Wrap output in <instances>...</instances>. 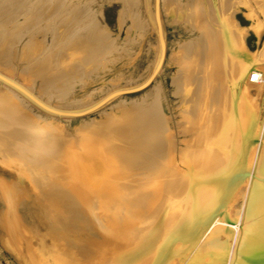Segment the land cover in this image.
<instances>
[{
    "label": "rangeland",
    "instance_id": "obj_1",
    "mask_svg": "<svg viewBox=\"0 0 264 264\" xmlns=\"http://www.w3.org/2000/svg\"><path fill=\"white\" fill-rule=\"evenodd\" d=\"M125 1L0 0V66L7 68L14 77L11 79L18 84H20L19 80L28 81L27 87L29 89H27L37 97L38 92L41 90V85H49L52 81H55L57 83L56 89L53 90L55 92L60 84V90L57 91L63 93L64 91L60 92L62 89L67 90L68 96L65 95V92L64 95L67 98H64V95L59 98L57 96L59 93L56 91L52 94L55 96L52 101H59L61 98V100L64 98L65 101L76 98L79 101V107L58 108L64 111L88 108L104 98L105 96L103 95L142 84L155 69L159 58L158 38L154 30L152 17L148 16L150 15L148 12L152 11V3L150 1L146 3L145 0H132L133 4L129 1L132 4L131 7L129 2ZM137 2L139 3L138 5ZM128 6L130 9L127 8L126 11L125 8ZM160 6V19L166 44L165 56L155 79L145 89L134 94L119 96L100 109L83 117L64 118L54 116L51 119V114L40 110L32 103L30 104L22 95L19 94L18 96V92L16 93L19 98L16 94L13 96L15 92L5 88V86H0V97L5 99L3 103L0 102V106L7 104V101L14 100L20 110L22 109L26 112L33 121H37L36 123L40 122V125L46 126L45 128L52 134V141L56 144L58 143L57 147L55 146L58 150L54 148V152H52L56 156H51L52 153H50V157L49 153H45L44 157L47 156L45 157L46 159L41 156L43 155L41 150H36L31 145L17 147L12 153L3 150L6 149L3 145V148L0 146V152L2 151L1 153H3V157L0 158V186L7 192V197L4 198H1L0 192V264H25L8 247L10 241L14 244L15 250L18 251L19 248L25 247L27 251L32 252L38 262L48 260L51 264L58 262H61V264H94L90 263L92 262L91 258L89 259L90 261L80 263L76 260V254L71 249L67 250L64 246L55 245L54 243L61 237V231L57 225L72 221L80 216V213H83V207H80V204L72 199V190L68 186L65 187V176L57 171V167H59V164L61 166L62 161L66 159L65 157L69 158V154L64 153L66 148L76 143L79 139L93 137L97 140L95 145L100 146L99 144L103 145L105 141H110L112 136L117 140L120 138L121 141L119 139V142L124 141L122 147L126 150L129 146H132L127 151L134 155L136 154L135 164L138 165V161L144 160L143 158L146 156V163L147 160L151 163L148 162L143 165L142 160L139 161L143 165V173L150 170L152 168L151 165L155 166L154 169L160 167L161 162H163L161 160L166 161L171 158L169 157L171 151L174 150V153H176L184 146L186 148L184 150L186 158H196L194 159L197 163L195 165H198V171L192 165L179 168L171 177L175 181L170 182V184L167 181L168 185H165V183L161 189L158 187L159 190L157 191L151 188V185L144 186L148 190L147 192L150 191L147 195L148 200L139 201L137 204L134 202L136 207H134L133 203L128 204L127 207H120L119 205V208H123L124 211L121 213L116 207L119 210L116 212L118 217H121L122 214V217L124 216L122 220L126 221L129 219L134 221L136 218L138 220V216L144 221L164 218L165 222L167 219L166 223L169 226L162 223L163 225L160 226L162 228L161 231H167L172 228V239H174V243H178L181 246L182 250L179 253H172L174 245L169 246V254H172L167 260L170 264H172L171 262L182 264L177 259L182 254L186 259L185 264H231L232 260V264H238L235 260L238 255L235 240L239 230L237 227L242 223L240 219L242 214L246 211V218L249 219H253L255 216L256 218L260 217V215L264 216V197H258L259 194L264 193V174L262 173L264 171V0H160ZM132 10L135 12L139 10L137 12L139 17ZM126 12H129V16L133 18L127 17ZM73 14H76L77 17ZM138 27L139 29H137ZM218 32L219 34L220 32L222 33L225 44L229 49L227 54L229 59L225 64L221 58L216 60L217 49L221 46L219 40L214 42L213 39V42L207 43L203 40L206 34H218ZM230 38H232L233 42ZM81 43H84L82 45L84 47L81 46ZM91 45L93 47H90ZM201 46L204 48L205 46L209 47L210 50L216 51V54L212 52V54L202 55L199 53V47ZM88 48L92 50L90 53ZM197 51L198 54H196ZM55 57H58V61L61 58L60 62L64 61V63H67L64 65L65 68L59 66L64 63L57 62ZM72 57H74V60L70 59ZM54 62L59 63V65ZM246 62L250 68L247 69L243 76L238 77V80H234L231 83V76L234 75H232L233 71ZM68 72L75 76L70 84L67 83L71 80L63 81V83H61L62 81L57 82ZM251 75L256 78V81H250ZM186 78L187 80L185 81ZM243 80L247 81V99L243 98L242 87L239 90V88L233 86V84L241 83ZM64 84L66 85L63 86ZM66 87L71 90L69 91ZM31 88L32 90H30ZM88 98L92 99L91 102ZM21 99L25 100L22 101ZM194 106L195 108H193ZM131 107L133 108L131 109ZM191 107L193 113L191 112ZM201 107H203L201 109L202 113L205 112L204 117L199 111ZM205 107L211 108L207 110ZM243 108L250 110L252 119L255 122L254 126L244 123L245 121L239 113ZM125 109L128 110L126 111ZM133 117L137 119L140 130L143 132L142 136H140L144 137L140 139L142 142L138 137L133 140L136 134L132 137V133H130L129 128L132 129ZM142 117L146 119L144 120ZM200 117H202L203 121ZM122 119L124 122H122ZM239 119L241 121L240 125ZM42 120L43 122L41 123ZM45 121H49V124L46 122L45 125ZM119 121L120 124H125H122V126L125 127L127 125L124 130L128 132L127 134L123 131L124 128H119ZM151 121L156 131L152 129ZM223 126L224 128L226 126V129H223ZM103 131L106 132L104 133ZM90 133L95 135L89 136ZM111 133L115 134L110 135ZM124 133L127 136L130 135L129 137L125 136V140L122 139ZM147 133L153 137L148 136ZM120 134L121 137H118ZM98 135H105L106 137L102 139L103 136L99 137ZM155 136H158V139ZM161 136L163 137L162 139ZM167 137L170 138V141H166ZM191 137H193L192 141H190ZM157 140L162 143L160 144L162 145L160 146L161 148L157 149L160 154L158 151L156 154L154 152L155 155L151 152V156L149 154L150 146ZM125 141H129L128 147ZM135 141L140 143H135ZM148 141L150 142L148 143ZM165 141L168 143L166 144ZM169 142H172V144ZM139 144H142V146L146 145L147 148L145 146L140 147ZM173 144L174 146L172 147L171 145ZM134 146L136 150L133 153ZM221 146L225 150L220 149ZM165 147L168 149L167 151ZM141 148L144 151L148 149L147 153L143 152ZM24 149L26 150L24 151ZM139 152L143 153V157H141L142 154ZM164 152L165 154L167 152L166 158L162 156L165 155ZM38 153L41 159H38L40 158L37 156ZM160 156H162L161 159ZM243 156H246L245 165L243 166L245 169L241 166ZM148 157L150 158L148 159ZM50 158L52 160H49ZM254 160L255 165L253 166ZM170 162L168 161V163ZM168 163L167 165H169ZM140 164L138 166L141 167ZM16 165L18 166L16 167ZM261 165L263 166L261 167ZM252 166L254 167L253 169L251 168ZM255 166L259 169L257 170ZM145 167H147V170H145ZM228 167H230L229 170L227 169ZM138 168L134 165L132 170L141 176L140 171L142 170L139 169L142 168ZM160 168H162V165ZM156 170H150L149 172L153 175ZM251 170L253 172H250ZM157 171L159 172V170ZM192 171H196L200 175L196 180L197 183L196 181L194 183L188 181ZM149 172L142 175L146 176L150 174ZM240 172H244L246 177L242 174L243 177ZM250 173H252V176H250ZM234 174L236 178L240 177L237 178L240 182L238 181L237 183ZM161 175L160 177H163L166 174L163 171ZM141 178L143 177L141 176ZM241 178H244V180L242 179L241 181ZM250 180H254V191L249 194ZM133 183L136 184L135 182ZM194 184L199 185L195 187ZM136 188L140 189V187ZM257 188L258 194L255 191ZM59 191H61L59 198L55 200L48 199L51 194ZM201 192V199L198 200ZM140 193L142 192L140 191ZM159 193L161 196L157 197ZM247 195L250 196V202H246ZM156 197L158 200H155ZM167 202L178 208L174 210V214L173 212L171 213V217L167 216L170 214L168 211L162 212V210L166 209L165 205ZM255 202L257 204H254ZM222 203L223 207H221ZM258 203L261 205H258ZM132 204L133 208L130 207ZM197 204L200 205L201 210ZM256 205L259 207L257 206L258 209L255 208V210L254 207ZM128 207L131 208L132 213L128 211ZM252 208L255 211L251 210ZM196 214L198 215L196 216ZM170 220L173 221L171 222ZM263 220L258 223V225H261L259 227L262 231H264ZM187 221L188 224L190 221L191 223L185 226L186 229L182 233L174 231L180 225L179 222L183 224V222ZM140 223L136 224V229ZM230 223L232 225L235 224L236 227L234 228L235 225L231 227ZM50 228H57V230H55V233L49 232ZM134 229L130 230L131 233L128 230L127 233H130V236L125 235V237H134L132 232L137 234ZM195 229L198 230L197 233ZM188 231H193L192 233L194 234ZM187 233L190 234L188 235ZM211 234L215 238L214 243L219 246L216 251L214 247L212 248L205 244ZM87 235L90 236L88 233ZM219 236L222 238L220 239ZM91 237L94 238L93 235ZM163 243L166 245H163L162 242L159 243L160 250L165 249L168 245V243ZM35 250H37V254H35ZM43 253H46V255L50 254L46 258ZM109 259L110 261H108ZM99 260L98 258L96 264H101ZM111 260L112 258H107L106 262L102 264H110ZM48 261L45 264H50Z\"/></svg>",
    "mask_w": 264,
    "mask_h": 264
},
{
    "label": "bare ground",
    "instance_id": "obj_2",
    "mask_svg": "<svg viewBox=\"0 0 264 264\" xmlns=\"http://www.w3.org/2000/svg\"><path fill=\"white\" fill-rule=\"evenodd\" d=\"M125 1V0H124ZM132 2V0H126L125 2ZM146 3L147 1H150L152 3V11L148 12L150 13V15L148 16H151L152 17V20H153V25H154V30L156 32V25H155V13H154V0H145ZM129 2V6H131L132 4ZM162 2V1H161ZM136 3V2H134ZM196 3V2H194ZM139 3L137 2V5ZM136 5V4H135ZM162 5V4H161ZM126 7V11H127V8ZM144 6V5H143ZM159 6H160V0H159ZM132 7V6H131ZM141 7V6H140ZM160 7H163V6H160ZM191 7V6H190ZM135 9H137L136 7H134ZM133 8V9H134ZM130 9V8H129ZM194 9V8H193ZM130 11V10H128ZM134 10H132L133 12ZM139 11V10H138ZM136 10L135 14L139 15V13ZM149 11V10H148ZM80 12V11H79ZM127 13V17L129 16V12H126ZM142 13V12H141ZM134 14V13H133ZM76 16V14H73ZM126 15V14H125ZM137 15V16H138ZM144 15V14H143ZM79 16V15H78ZM83 16V15H82ZM135 16V15H134ZM142 16V15H141ZM146 16V15H145ZM77 17V16H76ZM131 16H129L130 18ZM139 17V16H138ZM137 17V18H138ZM82 18V17H81ZM133 18V17H131ZM135 18V17H134ZM72 19V18H71ZM84 19V18H83ZM76 20V19H75ZM78 20V19H77ZM138 20V19H136ZM134 20V21H136ZM145 20V19H144ZM143 20V21H144ZM151 20V18H150ZM190 20V19H189ZM140 21V20H138ZM147 21V20H146ZM86 22V21H85ZM151 22V21H150ZM133 23V22H132ZM148 24V23H147ZM190 25V23H189ZM143 26V25H142ZM141 26V27H142ZM149 27V26H148ZM147 28V27H146ZM133 29V28H132ZM136 29V28H135ZM139 29V27L137 28ZM142 30V29H141ZM99 31V30H98ZM219 31V30H218ZM100 32V31H99ZM98 32V33H99ZM141 32V31H140ZM154 32V31H152ZM154 32V33H155ZM101 34V33H100ZM138 34V33H137ZM102 35V34H101ZM136 35V34H135ZM5 36V35H4ZM141 36V35H139ZM69 37H71L69 35ZM98 37H100L98 35ZM235 37V36H234ZM66 38V36H65ZM202 38V37H201ZM213 39H214V42H217L219 40L221 46L217 49V52H218V55L216 57V60H219V58H221L222 62L225 64L227 62V60L229 59L227 57V54L229 53V49L227 47V45L225 44V41L223 39V36H222V33L218 32V34H211V33H208L204 36V42H213ZM76 41V39H74ZM79 40V39H78ZM96 40V39H95ZM198 40V39H197ZM230 40L232 41V38H230ZM72 41V40H71ZM80 41V40H79ZM78 41V42H79ZM233 42V41H232ZM73 44V42H71ZM77 43V42H76ZM95 43V42H94ZM230 43V42H229ZM84 44V43H83ZM81 43V46L83 45ZM90 45V44H89ZM93 45V44H92ZM90 46V47H93V46ZM69 46V45H67ZM80 46V47H81ZM88 46V45H87ZM209 46V45H208ZM72 47H74L72 45ZM84 47V46H82ZM95 47V46H94ZM77 48V47H76ZM200 48V52L202 55H208L209 53L212 54V52H215L216 54V51H213L212 49L210 50L209 47H199ZM87 49V48H86ZM159 49V48H158ZM73 50V49H72ZM69 51V50H68ZM90 51L92 50H89L88 48V52L90 53ZM96 51V50H95ZM99 51V50H98ZM61 52V51H60ZM159 52H160V49H159ZM82 53H84L82 51ZM87 53V52H86ZM198 54V51L197 53ZM54 55V54H53ZM87 55V54H85ZM90 55V54H89ZM52 56V55H51ZM84 56V55H83ZM190 56V55H189ZM195 56V55H194ZM198 56V55H197ZM59 57V56H58ZM58 57H55L56 60L58 59ZM62 58V56H60ZM65 57V56H64ZM159 57V56H158ZM193 57V56H192ZM61 58H60V61H61ZM73 58V59H72ZM70 58L71 60H74V57ZM80 58V57H79ZM78 58V59H79ZM53 59H54V56H53ZM81 59V58H80ZM213 59V57H212ZM66 60V59H64ZM201 60V59H200ZM199 60V61H200ZM214 60V61H216ZM46 61V60H45ZM55 61V60H54ZM57 60V62L59 63H64L63 62H60ZM96 61V60H95ZM94 61V62H95ZM195 61V60H194ZM68 62V61H66ZM84 62V61H83ZM229 62V61H228ZM56 63V62H54ZM59 63L57 65H59ZM71 63V62H70ZM192 63V62H191ZM202 63V62H200ZM67 63H64L62 65H59L60 67H64V65H66ZM188 64V63H187ZM198 64V63H197ZM196 64V65H197ZM191 65V64H190ZM249 64L246 62L244 65L242 66H238L235 71H233L232 75L231 76V83H233L234 80H238V77L240 76H243V74H245L247 72V69H249L250 67L248 66ZM40 66H42V64H40ZM75 67V65H73ZM189 66V65H187ZM48 67V66H47ZM67 67V66H66ZM70 67V66H69ZM49 68V67H48ZM65 68V67H64ZM68 68V67H67ZM73 68V67H72ZM70 68V69H72ZM195 69V68H194ZM45 70V69H44ZM74 71V68L72 69ZM46 71V70H45ZM188 71V70H187ZM193 71V70H192ZM0 74L6 76L7 78L9 79H13L14 77L12 76V73L7 69V68H4L2 66H0ZM38 72V71H37ZM96 72V71H95ZM186 72V71H185ZM191 72V71H190ZM40 73V72H38ZM43 73V72H42ZM184 73V72H183ZM188 73V72H187ZM186 73V74H187ZM193 74V73H192ZM50 75V74H49ZM184 75V74H183ZM194 75V74H193ZM44 76V75H43ZM38 77V76H37ZM52 77H54L52 75ZM51 77V78H52ZM75 76H73L72 74H70L69 72L68 73H65L63 75V77L58 80L57 82H61L63 83V81L67 82L69 80H71L70 82H68L67 84H70L72 82V79L74 80ZM140 77V76H139ZM193 77V76H192ZM254 78L253 80L251 78ZM185 78V77H184ZM200 78V77H199ZM198 78V79H199ZM48 79V78H46ZM50 79V78H49ZM54 79V78H53ZM83 79V78H82ZM196 79V78H195ZM194 79V80H195ZM55 80V79H54ZM130 80V79H129ZM176 80V79H175ZM174 80V81H175ZM187 80V78L185 79V81ZM258 80V79H257ZM20 82V85L22 87H24L26 90H28L29 88L27 87L28 86V81L26 80H19ZM42 81V80H41ZM49 81V80H48ZM52 81V80H51ZM177 81V80H176ZM189 81V80H188ZM191 81V80H190ZM250 81H256V78L251 75L250 76ZM180 82V81H179ZM184 82V81H183ZM42 83H45V82H42ZM47 83V82H46ZM177 83V82H176ZM186 83V82H185ZM30 84V83H29ZM57 83L55 81H52L49 85L47 84H43L41 85V90L38 92L39 94L38 95V99L41 100L44 104L48 105V106H51L53 108H56V109H60V108H66V107H79L78 103L79 101L75 98H72V99H69L67 101L64 100V98H67V90H64L62 89L60 92H63V93H59V91L57 90H60V84L57 88V92L59 93L57 96H59V98L64 95H67L65 96L64 95V98L63 100H59V101H52V98H55L53 94V90L56 89L55 86ZM118 84V83H117ZM180 84V83H179ZM184 84V83H183ZM62 85V84H61ZM66 84H64L63 86H65ZM0 86H5V88H8L9 90H11L12 92H15L13 94V96L16 94L17 96V93L15 90H13L12 88H10L9 86H7L6 84H4L3 82L0 81ZM234 87H237L239 88V90H241L240 88L242 87V94H243V98L244 99H247V81L246 80H243L241 83H235L233 84ZM182 87V86H181ZM186 87V86H184ZM28 88V89H27ZM62 88V87H61ZM180 88V87H179ZM191 88V87H190ZM7 89V91H8ZM66 89H68L66 87ZM182 89V88H181ZM32 90V88L30 89ZM69 91L71 89H68ZM231 90V89H230ZM10 91V92H11ZM29 91V90H28ZM55 91V92H56ZM9 92V93H10ZM30 92V91H29ZM54 92V93H55ZM184 92V91H183ZM37 93V92H36ZM221 93V92H220ZM11 94V93H10ZM108 94V93H107ZM189 94V93H188ZM230 94V93H229ZM15 96V97H16ZM18 96H19V93H18ZM17 96V97H18ZM103 96H107V95H103ZM195 96V95H194ZM16 97V98H17ZM63 97V96H62ZM210 97V96H209ZM19 98V97H18ZM21 98V97H20ZM89 99V98H88ZM22 100V99H21ZM25 100V99H24ZM22 100V101H24ZM90 102L92 99H89ZM222 100V99H221ZM5 99L0 97V102H4ZM87 101V100H86ZM150 101V100H148ZM28 102V101H27ZM90 102H87V103H90ZM184 102V101H183ZM222 102V101H221ZM29 103V102H28ZM85 103V102H84ZM94 103V102H93ZM117 103V102H116ZM123 103V102H122ZM218 103V102H217ZM26 104V103H25ZM31 104V103H30ZM82 104V103H81ZM80 104V106H82ZM131 104V103H130ZM136 104V103H135ZM91 105V104H90ZM117 105V104H116ZM124 105V104H123ZM129 105V104H128ZM193 105V104H192ZM198 105V104H197ZM220 105V104H219ZM89 106V105H88ZM142 106V105H141ZM34 107V106H33ZM129 107V106H128ZM138 107V105H137ZM198 107V106H197ZM119 108V107H118ZM126 108V107H125ZM130 108V107H129ZM128 108V109H129ZM133 107H131L132 109ZM140 108V107H139ZM146 108V107H145ZM144 108V109H145ZM152 108V107H150ZM149 108V109H150ZM195 108V106L193 107ZM211 108V107H209ZM209 108H206L205 109H209ZM222 108V107H221ZM37 109V108H36ZM127 109V110H128ZM187 109V108H186ZM191 109V112L193 113V109L192 107L190 108ZM201 111V109H203V107L199 108ZM22 110V109H21ZM19 106L16 104V102L14 100H10V101H7V104H3L2 106H0V146L2 147V145L4 146V148L6 149H3V150H7L9 153L12 151H14L17 147H20V146H24V145H31V146H34V148H36V150H41L44 157L45 153H49L48 155L50 156V153L54 152V148L55 146L58 144H56L55 142L52 141V134L45 128L46 126H44L43 124L40 125V122L39 123H36L35 121H33L31 119V117H29L26 112H24L23 110L21 111ZM126 110V109H125ZM126 110V111H127ZM196 110V109H195ZM210 110V109H209ZM222 110V109H220ZM131 111V110H129ZM153 111V110H151ZM198 111V112H199ZM235 111V110H234ZM125 112V111H124ZM150 112V110H149ZM148 112V113H149ZM198 112H194V113H198ZM200 113V112H199ZM198 113V114H199ZM204 113H202L201 111V114H203V117H204ZM240 116L244 119V123L247 125V124H250L251 126L255 124V122L253 121L252 119V116H251V113H250V110L247 108H243V110H240ZM46 114V113H44ZM156 114V113H154ZM158 114V113H157ZM200 114V116H202ZM16 115V117H15ZM52 115V114H51ZM142 115V114H141ZM146 115V114H144ZM192 115V114H191ZM121 116V115H120ZM150 116V115H148ZM197 116V114H196ZM51 117V116H49ZM54 117V115H52L51 119ZM136 117H137V114H136ZM140 117V116H139ZM151 117V116H150ZM222 117V115H221ZM38 118V117H37ZM143 118V117H142ZM202 119V117H200ZM238 118V117H237ZM43 119V118H42ZM56 119V118H55ZM114 119V118H113ZM134 119V117L132 118ZM131 119V120H132ZM144 120L146 118H143ZM149 119V118H148ZM196 119V118H195ZM221 119V118H220ZM41 120V118H40ZM123 120V119H122ZM126 120V119H125ZM128 120V119H127ZM39 121V120H38ZM112 121V120H111ZM118 121V120H117ZM130 121V119H129ZM129 121H127L128 124ZM133 123L131 124L132 125V129L129 128L130 130V133H132V137L135 136L136 134V137H133V140L134 138H139V140L144 137H140L142 136V133L141 130H140V126L138 125V121L137 119L135 118L134 120H132ZM203 121V119H202ZM201 121V122H202ZM221 121V120H220ZM240 121V119H239ZM43 122V120L41 121V123ZM47 121L44 122V124L46 123ZM124 122V120L122 121ZM219 122V121H218ZM223 122V121H222ZM49 124V121L47 122ZM118 123V122H117ZM126 123V124H127ZM153 122L151 121V124L152 127H153ZM190 123V122H189ZM232 123V122H231ZM241 121L239 122V125H240ZM47 124V125H48ZM120 124V121L119 123ZM125 125L124 123H121L120 124V129L124 128L123 131L125 130V127L127 126H122ZM156 124V123H155ZM154 124V125H155ZM202 124V123H201ZM43 125V126H42ZM46 125V124H45ZM49 126V125H48ZM95 126V125H94ZM105 126V125H104ZM117 126V125H116ZM228 126V125H227ZM131 127V126H130ZM207 127V126H206ZM248 127V126H247ZM108 128V127H107ZM241 128V127H240ZM106 129V128H105ZM127 129V128H126ZM154 129V127L152 128ZM223 129H226V126L224 128L223 126ZM115 130V129H113ZM118 130V129H117ZM128 130V131H129ZM132 130V132H131ZM139 130L137 133L136 131ZM155 130V129H154ZM241 130V129H240ZM248 130V129H247ZM110 131V130H109ZM108 131V132H109ZM116 131V130H115ZM114 131V132H115ZM120 131V130H119ZM118 131V132H119ZM156 131V130H155ZM161 131V130H160ZM197 131V130H196ZM211 131V130H210ZM209 131V132H210ZM213 131V130H212ZM219 131V130H218ZM225 131V130H223ZM243 131V130H241ZM104 133L106 131H103ZM126 132V134L128 133L127 131H124ZM240 132V131H239ZM92 133V132H91ZM89 134L92 135V134ZM101 133V132H100ZM161 133V132H160ZM223 133V132H221ZM115 134V133H114ZM113 133H111L110 135H114ZM146 134V133H145ZM143 134V135H145ZM156 134V133H155ZM159 134V133H158ZM213 134V133H212ZM211 134V135H212ZM232 134V133H231ZM230 134V135H231ZM243 134V133H242ZM241 134V135H242ZM248 134V133H247ZM95 135V134H93ZM92 135V136H93ZM97 135V133H96ZM117 135V134H116ZM148 135V133H147ZM151 134H149L148 136H150ZM161 135V134H160ZM251 135V134H250ZM99 136V135H98ZM103 136V137H102ZM121 137V134L118 135V137ZM129 137L127 135H125L124 133V136L122 137V139H124V137ZM163 136V135H162ZM161 136V139L163 138ZM221 136V135H220ZM99 137H102V139L104 137H106L105 135H100ZM111 137V136H110ZM150 137H153V136H150ZM156 137V136H155ZM158 137V136H157ZM156 137V138H157ZM165 137V136H164ZM172 137V135H171ZM215 137V136H214ZM242 137V136H241ZM240 137V138H241ZM250 137V136H249ZM147 138V137H146ZM192 139L190 141L193 140V137H191ZM248 138V137H247ZM246 138V139H247ZM108 139V138H107ZM120 139V138H119ZM118 139V140H119ZM127 139V138H126ZM149 139V138H147ZM158 139V138H157ZM161 139H160V142H161ZM165 139V138H164ZM170 138L167 137L166 138V141H170L169 140ZM212 139V138H211ZM242 139V138H241ZM239 139V140H241ZM250 139V138H248ZM106 140V139H104ZM116 138H114L112 136V138L110 139V141H105V144L101 145L99 144L100 146H97L95 145V140L93 137L92 138H89V137H86V138H83V139H79L78 141H76V143L74 144H71L69 147L66 148V150L64 151V153H67L69 154V158L65 157L66 159L63 160L61 166L59 164V167H57V171L62 174L63 173V176H65L64 180L66 182L65 184V187H69L70 190H72L71 192V197L74 201H76L77 203L80 204V207H83V210H82V214L80 213V216H78L76 219L72 220V221H69V222H63L59 225H57V227L59 228V230L61 231V237L58 238L57 241H55V245H59V246H64L67 250H72L75 254H76V260L79 261L80 263H83V262H86V261H90L89 259L91 258V261L90 263H94L96 264V261L97 259L99 258V262L102 264V263H105L107 258H112L111 260V263L110 264H170L169 261L167 260V258L172 254V253H175V252H178L181 250V246L178 244V243H174V239H172V232H173V229L170 228L169 230L167 231H161V225H163L162 223L164 224H167L166 222L168 221L167 219L165 220L164 222V218L163 219H157V220H148V221H144L142 220V218H140V216H138V220H134V221H130V219L128 221L126 220H122L123 217H122V214H121V217L117 215L116 212H118L120 210V212L122 213V211H124L123 208H119V205L120 207H124V206H128V204H131L133 203L135 205V203L137 204V202L139 201H145L148 200L147 199V195L148 193L150 192H147L148 190H146V187L151 185L150 187L151 188H154L155 191L159 190L158 187L161 189L164 184L165 185H168L167 184V181H169L168 183L170 184V182H174L175 180L171 177H172V174L175 173L176 170H178L179 168L185 166V167H188V165H192V167L196 168L197 170V166L198 165H195L197 164L194 159L196 158H186L185 154H184V150L186 149L185 146L184 147H180L181 149L178 150V152L174 153V150L171 151L169 157H171L170 159L168 158L166 161L165 160H161L163 162H165L163 164V162H161V165H162V168L160 164V167H157V168H160V169H157L159 170V172L154 169L155 166L153 167V165H151V168L150 170H156L155 173L153 175H151V173L149 172L150 170L148 171H144L145 173L149 172L150 174H147L146 176H143L145 175V173H143V165L144 163H146V156L145 158H143L144 160H139L143 163V165H141L138 161V163L141 165L138 166L136 163V154H132L131 152H128L129 151V148H131L132 146H129V148L126 150L124 149V147H122L124 145V141L123 144L122 142H119ZM125 140V139H124ZM128 140V139H127ZM130 140H132L130 138ZM138 140V139H136ZM153 140V139H152ZM196 140V139H195ZM244 140V139H243ZM242 140V141H243ZM121 141V139H120ZM142 142V140H140ZM143 141H146V140H143ZM151 141V140H150ZM148 141V143L150 142ZM158 143H159V140H157ZM157 141H154L155 143L152 145L151 143V146H150V155H151V152L154 154H156V152L158 151L157 149L161 148L160 144L162 143H156ZM163 141V140H162ZM165 141V142H166ZM188 141V140H187ZM57 142V141H56ZM127 142V147H128V142L129 141H125V143ZM133 142V141H132ZM140 143L138 141H135V143ZM152 142V141H151ZM164 142V141H163ZM245 142V140H244ZM131 143V142H130ZM144 143V142H143ZM146 143V142H145ZM144 143V144H145ZM153 143V142H152ZM168 142H166L167 144ZM172 144V142H169ZM194 143V142H193ZM262 143V142H261ZM122 144V145H121ZM132 145H134L133 143H131ZM147 144V143H146ZM164 144V143H163ZM126 145V144H125ZM138 145V144H137ZM140 147H143L146 145H143L142 144H139ZM148 145V144H147ZM208 145V144H207ZM210 145V144H209ZM136 146V145H135ZM134 146V148H135ZM167 146V145H166ZM172 147L174 146L171 145ZM264 146V145H263ZM57 147V146H56ZM138 147V146H137ZM144 147V149H145ZM222 147V146H221ZM220 149H224V147H222ZM3 148V147H2ZM126 148V147H125ZM147 148V147H146ZM256 148V147H255ZM258 148H259V145H258ZM27 149V147H26ZM24 149V151L26 150ZM57 149V148H55ZM140 149V148H139ZM143 152L147 153L146 151H148V149H146V151L143 150V148H141ZM166 149V147H165ZM178 149V148H177ZM227 149V148H226ZM1 150V148H0ZM22 150V149H21ZM31 150V149H30ZM58 150V149H57ZM136 148L134 149L133 153L135 152ZM168 149H166L167 151ZM20 151V150H19ZM60 151V150H59ZM58 151V152H59ZM141 151V152H142ZM242 151V149H241ZM2 152V151H1ZM0 152V153H1ZM8 152H6L8 154ZM21 152V151H20ZM138 152V151H136ZM139 152L140 154H142L141 157H143V153ZM190 152V151H189ZM258 153V151H256ZM159 153V151H158ZM5 154V153H4ZM154 154V155H155ZM160 154V153H159ZM163 154V153H162ZM165 154V152H164ZM0 155H2L0 158L3 157V153H1ZM9 155V154H8ZM55 154H51V156H53ZM148 155V156H150ZM166 155H167V152L165 155H162L164 158H166ZM258 155V154H257ZM256 155V156H257ZM6 157V155H4ZM38 157H40V154L38 153L37 155ZM50 156V157H51ZM56 156V155H55ZM135 156V157H133ZM152 156V155H151ZM162 156H160V159L162 158ZM42 157V159L44 158ZM140 157V156H139ZM168 157V156H167ZM263 157V156H262ZM52 158H55V157H52ZM138 158V157H137ZM150 157H148L149 159ZM154 158V157H153ZM152 158V159H153ZM156 158V157H155ZM159 158V157H158ZM163 158V159H164ZM38 159H41L38 158ZM46 159V158H45ZM44 159V160H45ZM139 159V158H138ZM9 160V158H8ZM14 160V159H12ZM17 160V159H16ZM20 160V159H19ZM49 160H52L51 158ZM53 160H56V159H53ZM151 160V159H150ZM159 161V159H157ZM43 161V160H42ZM153 161V160H152ZM168 161L170 163H168ZM209 161V160H208ZM245 161H246V156H243V160L241 162V166L243 168V166L245 165ZM11 162V161H10ZM17 162V161H16ZM28 162V161H27ZM149 161L147 160V163ZM200 162V161H199ZM12 163V162H11ZM15 163V162H14ZM40 163V162H39ZM146 163V164H147ZM151 163V162H149ZM167 163L169 165H167ZM16 164V163H15ZM14 164V165H15ZM18 164V162H17ZM58 164V163H57ZM145 164V165H146ZM153 164V163H152ZM155 164V163H154ZM156 164V165H157ZM236 164V163H235ZM234 164V165H235ZM134 165H136L137 167L139 168H142V169H139V170H142L140 171L141 172V176L143 178H141V176L139 175V173H135L133 172L132 168L134 167ZM149 165V164H148ZM233 165V167H234ZM255 165V160H254V163H253V166ZM18 165H16L17 167ZM251 167L252 169L254 167ZM263 165H261L262 167ZM256 167V166H255ZM260 167V166H259ZM12 168V167H11ZM147 167H145V170ZM241 168V169H242ZM137 170V168H135ZM149 169V168H148ZM228 170L230 169V167L227 168ZM245 169V167L243 168ZM257 169V167H256ZM259 169V168H258ZM257 169V170H258ZM23 170V169H22ZM185 170V169H184ZM263 170V169H262ZM135 171V170H134ZM164 171V174H166L165 176L163 175V177H160L161 173ZM198 171V170H197ZM260 171V170H259ZM139 172V171H138ZM170 172V173H168ZM185 172V171H184ZM250 172H253L252 170ZM241 175L243 174L244 175V172H240ZM246 173V172H245ZM264 174V171L262 172ZM46 174V173H45ZM143 174V175H142ZM160 174V175H159ZM186 174H188L186 172ZM239 174V173H237ZM252 176V173H250ZM149 175V176H148ZM151 175V176H150ZM240 175V176H241ZM242 175V176H243ZM148 176V177H147ZM162 176V175H161ZM187 176V175H186ZM200 175L198 173H196V171H192L190 173V180L188 179V181H191V183H194L198 177ZM235 178H236V175L234 174ZM233 175H231V177L234 178ZM245 176V175H244ZM243 176V177H244ZM67 177V178H66ZM188 177H189V174H188ZM239 177V176H238ZM237 177V178H238ZM246 177V176H245ZM237 183L239 181V179H237ZM240 178V177H239ZM231 179V180H233ZM242 179L244 180V178H241V181ZM264 179V178H263ZM262 179V180H263ZM261 180V181H262ZM251 181V180H250ZM133 182H135L136 184H134ZM231 182V181H230ZM240 182V181H239ZM197 183V181H196ZM247 183V182H246ZM250 183V182H249ZM264 183V182H263ZM163 185V186H162ZM195 185V184H194ZM199 185V184H197ZM197 185H195V187H197ZM201 185V184H200ZM146 186V187H144ZM161 186V187H160ZM189 186V184H188ZM136 187H140V189L136 188ZM142 187H144L142 189ZM194 187V186H193ZM194 187V188H195ZM228 188V187H227ZM147 189H150V188H147ZM146 191L145 193H143L144 191ZM196 190V189H195ZM193 190V191H195ZM44 191V190H43ZM140 191L142 193H140ZM254 191V180L251 181L250 185H249V189H248V192L249 194L252 193ZM257 192V194L259 193L258 192V188L257 190H255ZM260 191V190H259ZM0 192H1V198L3 197H7V192L4 188H2L0 186ZM159 192V191H158ZM261 192V191H260ZM195 193V192H193ZM200 194V197L198 198L201 199V193ZM256 194V195H257ZM61 195V191L57 192V193H53L50 195V198L48 199H52V200H55L57 198H59ZM157 195V194H156ZM159 195L161 196V194L159 193L157 195V197H159ZM261 195V196H260ZM194 196V195H193ZM211 196V195H210ZM156 197L155 200H158V198ZM198 197V196H197ZM258 197L262 198L264 197V193L262 194H259ZM33 198V197H32ZM259 200V199H258ZM257 200V202H258ZM264 200V198H263ZM133 201V202H131ZM195 201H196V198H195ZM260 201V200H259ZM135 202V203H134ZM169 202V201H168ZM166 203L165 207L166 209L162 210L163 213H165L166 211H168L170 214H168L167 216L171 217V213L173 212L174 214V210L178 209L176 208V206H174L173 204L171 203ZM246 202H250V196L247 195L246 197ZM257 202H255L254 204H257ZM263 202V201H262ZM261 202V204H262ZM133 204L130 206L132 207ZM246 204V203H245ZM253 204V206H254ZM258 203V205H261ZM199 205V204H197ZM258 205H256V207H254V209H258ZM223 203L221 205V207H223ZM258 206V207H257ZM116 207H118V209H116ZM136 207V205L134 206ZM164 207V208H165ZM198 207V206H197ZM264 207V206H263ZM129 208V207H128ZM127 208V209H128ZM133 208V207H132ZM200 210H201V207L199 205ZM227 208V207H226ZM244 208V207H243ZM130 209V210H129ZM128 211L131 212V208H129ZM136 209V208H135ZM195 209V208H194ZM246 209V208H245ZM253 208L251 210H254ZM255 209V210H256ZM262 209V208H261ZM254 210V211H255ZM264 210V209H263ZM262 210V211H263ZM127 211V210H126ZM127 211V213H128ZM161 212V213H162ZM167 212V213H168ZM196 212V211H195ZM194 212V213H195ZM197 212H198V209H197ZM203 212V211H202ZM201 212V213H202ZM253 213V211H251ZM250 212V214H251ZM116 213V214H115ZM193 213V214H194ZM199 214V213H198ZM196 214V216L198 215ZM248 213V215H250ZM261 214V213H260ZM123 215H125V213H123ZM191 216V214H190ZM247 216V212L244 211V213L242 214V217L240 218L242 223L240 226L237 227L238 230V234L236 235V240H235V246L237 247V251H238V255L236 256L235 260L237 261L238 264H264V231H262V229H260L258 223H260V221L262 222V217L264 216H261L260 217H257L256 216L253 218V219H249V218H246ZM127 217V216H125ZM137 217V215H136ZM153 217V216H152ZM165 217V216H164ZM195 217V216H194ZM251 217V216H250ZM168 218V217H167ZM172 218H173V215H172ZM188 218V217H187ZM186 218V219H187ZM124 219H128V218H124ZM184 219V218H183ZM185 219V220H186ZM189 219V218H188ZM198 219V218H197ZM261 219V220H260ZM174 220V218H173ZM172 220V221H173ZM183 220V221H185ZM171 221V220H170ZM169 221V223H170ZM171 221V222H172ZM219 221V220H218ZM264 221V220H263ZM131 222V223H130ZM141 222L139 225H137V229L135 228L136 224ZM182 222V221H181ZM180 223V225L174 230L175 232H183L184 229H186V225H190V223L188 224V221L187 222H183V224ZM229 223V222H228ZM171 224V223H170ZM212 224V223H211ZM224 224V223H223ZM226 224V222H225ZM224 224V225H225ZM231 224V223H230ZM263 224V223H262ZM44 225V224H43ZM172 225V224H171ZM232 225V224H231ZM235 225V224H233ZM233 225L231 227H233ZM134 226V227H133ZM165 226V225H164ZM167 226H169L167 224ZM185 228H184V227ZM227 226V225H226ZM230 226V225H229ZM236 227V225L234 226V228ZM46 228V226H45ZM136 230H135V229ZM89 229V231H88ZM131 229H134V231H136L137 234L133 233L132 232V235L134 237H131L132 238H126L125 235H129L130 236V233H131ZM55 230H57V228H50L49 229V232H54L55 233ZM129 230V234L127 233V231ZM189 230V229H188ZM196 230V229H195ZM233 230V229H232ZM194 231V230H193ZM193 231H188L190 233H192ZM198 230H196V233H197ZM45 232H46V229H45ZM170 232V233H169ZM90 234L89 235H87ZM189 233V234H190ZM195 233V234H196ZM203 233V232H202ZM234 233V232H233ZM53 234V233H51ZM176 234V233H175ZM188 234V233H187ZM188 234V235H189ZM194 234V233H192ZM191 234V235H192ZM201 234V233H200ZM199 234V235H200ZM206 234V232H205ZM93 235L94 238H92L91 236ZM198 235V236H199ZM229 235V234H228ZM227 235V237H228ZM205 236V235H204ZM123 237H125V239H123ZM137 237V238H136ZM176 237V236H175ZM220 239L222 238L221 236H219ZM226 237V235H225ZM230 237V236H229ZM136 238V239H135ZM179 238V237H178ZM203 238V237H202ZM46 239V238H45ZM184 239V238H183ZM214 237L213 235L211 234L208 239L206 240L205 244L209 247H214L215 251L218 249L219 246H217L214 242ZM168 240L170 241L168 243ZM189 240V239H188ZM163 245H166L164 244L163 242L165 243H168V245L166 246L165 249L163 250H160V244L161 243ZM185 242V241H183ZM34 243V242H33ZM158 244V245H157ZM171 245H174V250H172V253L169 254V246ZM182 245V244H181ZM197 245V244H196ZM216 246V247H215ZM8 247L13 251L14 255H16L17 258L21 259L23 263L25 264H45V260H43V262H38L37 260H35V256L32 252H29L27 251V249L24 247V248H19V250H15L14 249V244L11 243V241L8 243ZM195 247V246H194ZM231 247V246H230ZM42 248V247H41ZM61 248V247H60ZM43 250V249H42ZM49 250V249H48ZM52 250V249H51ZM182 251V250H181ZM231 251V250H230ZM39 252V250H38ZM40 252L42 253L41 249H40ZM39 252V253H40ZM44 252V250H43ZM46 252V251H45ZM228 252V251H227ZM235 252V250H234ZM51 253V251H50ZM49 253V254H50ZM35 254H37V250H35ZM48 254V255H49ZM191 254V252H190ZM229 254V253H228ZM43 255H45V257L48 255H46V253ZM189 255V254H188ZM212 255V254H211ZM37 256V255H36ZM40 256V254H39ZM91 256V257H90ZM113 256V257H112ZM184 255H180L177 259L182 263V264H185L186 262V259L183 257ZM225 256V255H224ZM223 256V257H224ZM230 256V255H229ZM232 256V255H231ZM41 257V256H40ZM46 257V258H47ZM172 257V256H171ZM43 258V257H41ZM40 258V259H41ZM45 258V259H46ZM44 259V258H43ZM228 259V258H227ZM175 260V259H174ZM45 261V262H44ZM110 261V259L108 260ZM224 261V260H223ZM227 261V260H226ZM233 261V260H232ZM232 261H231V264H232ZM48 263H50L48 261ZM172 264H175L173 262H171ZM47 264V263H46ZM51 264V263H50ZM56 264H61V262H58ZM226 264V263H224Z\"/></svg>",
    "mask_w": 264,
    "mask_h": 264
},
{
    "label": "water",
    "instance_id": "obj_3",
    "mask_svg": "<svg viewBox=\"0 0 264 264\" xmlns=\"http://www.w3.org/2000/svg\"><path fill=\"white\" fill-rule=\"evenodd\" d=\"M154 13H155L156 35L158 38L159 49H160L159 58H158L157 65L155 69L153 70V72L151 73V75L147 78V80H145L142 84L138 86L116 90L108 94L107 96L102 98L100 101H98L97 103L93 104L92 106L88 108H85L82 110H76V111H64V110H59V109H56V108H53L51 106L44 104L34 94L26 90L24 87H22L20 84H18L14 80L9 79L2 74H0V81L6 84L7 86H9L10 88H12L13 90H15L16 92H18L20 95H22L26 100H28L34 106H36L37 108H39L40 110L48 114H52L54 116L64 117V118H78V117L86 116L100 109L105 104H107L108 102H110L111 100L119 96L134 94V93H137L145 89L155 79L156 75L158 74L162 66L164 56H165V50H166L163 28H162V23L160 19L159 0H154Z\"/></svg>",
    "mask_w": 264,
    "mask_h": 264
},
{
    "label": "built area",
    "instance_id": "obj_4",
    "mask_svg": "<svg viewBox=\"0 0 264 264\" xmlns=\"http://www.w3.org/2000/svg\"><path fill=\"white\" fill-rule=\"evenodd\" d=\"M251 79L253 80L254 78L252 77Z\"/></svg>",
    "mask_w": 264,
    "mask_h": 264
}]
</instances>
